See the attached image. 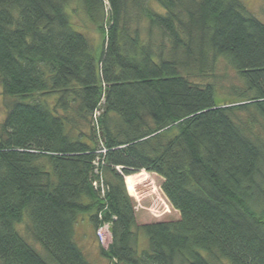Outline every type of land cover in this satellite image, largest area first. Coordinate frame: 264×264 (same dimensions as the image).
I'll use <instances>...</instances> for the list:
<instances>
[{
  "label": "trees",
  "instance_id": "obj_1",
  "mask_svg": "<svg viewBox=\"0 0 264 264\" xmlns=\"http://www.w3.org/2000/svg\"><path fill=\"white\" fill-rule=\"evenodd\" d=\"M0 96V264H90L84 219L101 264H264V22L240 0H0ZM140 176L175 219L142 221Z\"/></svg>",
  "mask_w": 264,
  "mask_h": 264
},
{
  "label": "rangeland",
  "instance_id": "obj_2",
  "mask_svg": "<svg viewBox=\"0 0 264 264\" xmlns=\"http://www.w3.org/2000/svg\"><path fill=\"white\" fill-rule=\"evenodd\" d=\"M245 7L255 15L259 20L264 22V0H240ZM159 7L156 6L155 10ZM105 12L108 14L109 8L106 3ZM66 13L70 14V19L72 26L75 31L78 32H86L87 36L92 40L94 44H99L101 40V35L97 33L94 24H90L86 22L87 20L81 14L80 8L76 1H74L68 8L66 9ZM131 16H133L131 14ZM131 20V18H130ZM142 20L141 22H143ZM107 27V24H106ZM80 30V31H79ZM102 41V40H101ZM93 45V44H92ZM94 46V45H93ZM97 49V48H96ZM226 95H218V100L226 99ZM6 100L0 96V121L4 118V108L6 104ZM152 177V176H151ZM151 177L148 179L143 176L136 177L134 187V193L136 198H133L135 202V208L138 206L137 202L144 208V210H139V212L145 214V217H142V221H162V220H170L175 219L174 212L169 208L171 213H167L166 211L160 215L152 214L147 212L146 210H152L154 208L153 205H156L157 199L154 194V189L159 188L161 181L158 178H153V182H150ZM151 183V184H150ZM128 192V191H127ZM159 193V192H158ZM162 198V196H161ZM156 210L161 209V205L158 204V207H155ZM146 209V210H145ZM19 232L26 237V239L39 250V247L34 244L30 237L26 234V224H22L17 227ZM96 237V238H95ZM97 239V240H96ZM76 241L79 247L83 250L85 255L88 258L90 264H101L99 261V246L103 248H107L110 243V234L109 229L100 227L97 231H92L88 226L80 225L79 230L76 232ZM99 242V243H98ZM140 248L145 246V242L139 240Z\"/></svg>",
  "mask_w": 264,
  "mask_h": 264
},
{
  "label": "crops",
  "instance_id": "obj_3",
  "mask_svg": "<svg viewBox=\"0 0 264 264\" xmlns=\"http://www.w3.org/2000/svg\"><path fill=\"white\" fill-rule=\"evenodd\" d=\"M82 224L85 225V226H88L94 232L93 227L87 223V220L84 219L82 222H80L79 226L82 225ZM79 226L76 227V232L79 230Z\"/></svg>",
  "mask_w": 264,
  "mask_h": 264
},
{
  "label": "built area",
  "instance_id": "obj_4",
  "mask_svg": "<svg viewBox=\"0 0 264 264\" xmlns=\"http://www.w3.org/2000/svg\"><path fill=\"white\" fill-rule=\"evenodd\" d=\"M102 228H106V229H108V225H107V224H103V225H102Z\"/></svg>",
  "mask_w": 264,
  "mask_h": 264
}]
</instances>
